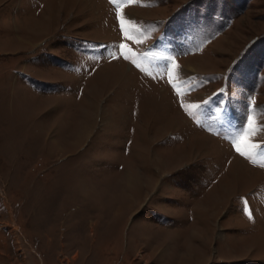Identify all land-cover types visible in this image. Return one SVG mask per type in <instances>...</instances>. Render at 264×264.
<instances>
[{
    "label": "rangeland",
    "instance_id": "1",
    "mask_svg": "<svg viewBox=\"0 0 264 264\" xmlns=\"http://www.w3.org/2000/svg\"><path fill=\"white\" fill-rule=\"evenodd\" d=\"M0 264H264V0H0Z\"/></svg>",
    "mask_w": 264,
    "mask_h": 264
},
{
    "label": "snow or ice",
    "instance_id": "2",
    "mask_svg": "<svg viewBox=\"0 0 264 264\" xmlns=\"http://www.w3.org/2000/svg\"><path fill=\"white\" fill-rule=\"evenodd\" d=\"M122 30H123V28H122ZM120 47L123 48L124 46H123V45H120ZM126 58H127V57H126ZM173 68H175V64H173ZM173 87L175 88L176 85H173ZM194 107H195V106H194ZM249 125H250V127H249L248 130H245V132H244V136H247L248 132L251 130V117H249ZM233 143H234L235 150H236L241 156H248V158L251 159V156H250L248 153L244 152V151L241 149V147H240V143H239V142H237L236 140H234ZM250 218H251V217H250Z\"/></svg>",
    "mask_w": 264,
    "mask_h": 264
}]
</instances>
